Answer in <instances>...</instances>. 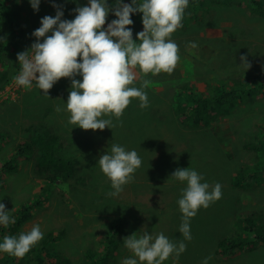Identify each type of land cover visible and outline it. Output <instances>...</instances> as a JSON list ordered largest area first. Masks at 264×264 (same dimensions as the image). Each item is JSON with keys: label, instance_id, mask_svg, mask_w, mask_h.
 Wrapping results in <instances>:
<instances>
[{"label": "rangeland", "instance_id": "374dc122", "mask_svg": "<svg viewBox=\"0 0 264 264\" xmlns=\"http://www.w3.org/2000/svg\"><path fill=\"white\" fill-rule=\"evenodd\" d=\"M206 1L205 4L198 3V6L202 5L199 11L203 13L202 20L205 22L201 34L197 31L184 29V16L183 28L177 29L171 36V39L179 47L180 56V60L171 74L161 72L145 76L139 68L135 69L137 79L132 86L140 88L142 82L145 79L148 80L151 85H148V89L147 87L143 89L148 100L152 98L150 96L152 91L162 92L171 97L180 86H189V88H197L200 91L209 89L208 91L214 94L218 86L229 85L227 82H222L219 77H225L230 72L236 78L240 75L250 74L248 70L252 73L260 72L259 66L264 64V58L262 53L255 54L258 53L260 44L264 47V28L261 29L264 22L260 23V16L244 3V10L243 7L238 9L233 12L232 18L228 19L227 9L212 8V3L209 0ZM9 2L14 9L12 18L18 26V46H15L14 49L7 47L12 51L5 52L3 68L0 64V83L4 78L6 66L10 67L6 69L15 72L12 80L5 87L0 85V130L9 134L12 130L15 138L21 136L18 131L19 126L18 129L14 127V120L4 118V100L10 97L14 108L17 107L16 100L20 105L31 106L30 102H34L35 109L27 108L25 111L27 117L34 116V112L36 115L39 110L36 108L46 109L53 126H58L57 129L69 137L62 127L63 125L74 127L68 123L70 113L65 110L71 91V80L61 78L56 82L48 91L49 98L44 95L43 90L36 86L35 81L32 82L30 89L18 86L14 80L21 70L17 54L31 49V45L36 41V37L32 33L41 27L40 22L43 17H55L57 9L53 7V3L62 6L63 20H72L76 15L73 10L77 7L87 6L89 0H40L38 11L33 10L29 0H9ZM122 2L127 3V0H122ZM115 3L116 0H107L110 8L114 7ZM142 15V13L136 14L132 19L133 24L128 26L132 29L134 41H137V33L143 31ZM114 19L117 17L110 11L104 28L106 29ZM195 21L192 19L189 24H193ZM233 25H236L237 32L233 33L236 40L251 50V53L244 55L251 64L247 70L240 65L243 63L240 59L243 54H235L238 56L237 65L230 66L229 55L225 51ZM250 30L258 31L248 34ZM47 35H51V32ZM192 40L195 41L191 42ZM41 42H43V38H41ZM203 42L206 46L207 56H211V50L208 48L210 47L218 53L217 60L208 63L202 46ZM188 43L190 45L187 46ZM232 50L235 53V49L232 48ZM241 51L243 50L239 48L238 53ZM76 79L82 81L81 76H77ZM163 81L166 83L163 84ZM210 81H212L211 85L208 84ZM153 84L155 89L152 87ZM39 99H41V104L36 105L35 100ZM171 102L172 98L170 105L166 108L170 113L173 111ZM166 103L168 101L161 102L160 107L157 108H161ZM57 106L62 111L57 112ZM50 107L54 108L55 114L49 113ZM227 112L224 110L220 112L221 115L219 113L214 115L209 125L199 124L192 127L195 119L189 118L185 124H182L178 119L177 121L182 125L180 127L176 124H165L164 127H159L156 131L157 139L151 135L150 124L144 121L134 123L133 131L129 135H118L114 131L113 139L103 141L101 144L106 150L103 154L110 153L111 145L117 144L124 147L126 151L135 150L142 160L141 167L133 174L132 181L124 185L123 191L120 192L122 194L119 193L120 195L117 196L109 195L114 191L112 187L97 188L91 183L89 185L84 183L82 178L74 176L72 178L70 176L69 180L59 177L49 183L48 179L43 180L36 176L34 160L26 164L15 162L17 163L15 170L7 168L3 170L1 167L5 163V157H13L14 154H17L16 149L22 140L14 142L12 139H6L11 144L5 142L0 144V203L6 206L10 217L18 207L23 206L26 202L37 200L39 195L40 199L43 197V206L40 209L36 205V213H33L31 218H26L17 231L12 225L5 228L2 225L3 232L0 234V240H3L5 236L18 237L20 233H27L36 225H39L42 233L48 229L47 234L53 231L54 235H59V230L62 229L64 235L50 242L45 241L46 254L56 256L55 252L60 256L74 259L71 264H122L124 260L122 258H125L123 253L127 249L125 246L123 247L122 240L134 233L137 237L144 232H148L154 237L163 233L177 245L181 241L185 243L183 235L179 232L183 214L180 211L178 200L182 198L183 190L187 184L173 179L171 175L175 169L189 168L203 177L201 182L208 183L209 190H211V186L219 183L222 195L209 207H201L196 216L190 219L192 240L186 241V251L179 257L173 254L163 264H202L208 257H210L208 264H264V246L263 244L257 246L254 243V234L264 231V153L261 150L264 143V89L248 97L240 106L234 107L232 112ZM57 113L58 115H56ZM70 127L71 131L77 130L80 135L86 137L95 136L97 141H100V131L98 130ZM75 139L78 138L75 137ZM196 142L199 143L196 144ZM108 146L109 151L107 150ZM80 152H84L82 147H80ZM99 152L100 146L94 144L89 155L96 158H91L87 165L81 161L82 171L95 174L96 178L101 177L111 185L110 180L103 174L99 166ZM90 190L93 192L95 200L92 198L93 196L87 195ZM77 196L82 197L84 207L78 201ZM74 206L79 208L78 213L71 212L70 209ZM103 207L105 208L103 209ZM38 209L40 210L38 211ZM136 211H139L143 222L134 223ZM247 213H252V216L255 217L254 222L256 223H249L256 224L257 230H250L249 224L244 223ZM120 218L125 220L124 223L120 224ZM121 230L126 232L122 236H116L115 232ZM115 236L118 247L114 250L115 252L106 254L104 241L109 242ZM225 236H229L225 240L227 243L224 241L221 244V240ZM230 241L243 243L238 257H224L220 251V249L227 250ZM91 248L94 249L91 250ZM102 249L104 252H100ZM25 257L26 255L21 259L0 252V264H26ZM94 259L97 262H93ZM47 262L48 260H46ZM138 264H140L139 261Z\"/></svg>", "mask_w": 264, "mask_h": 264}, {"label": "clouds", "instance_id": "9594fccd", "mask_svg": "<svg viewBox=\"0 0 264 264\" xmlns=\"http://www.w3.org/2000/svg\"><path fill=\"white\" fill-rule=\"evenodd\" d=\"M29 3L33 10H39L40 0H29ZM188 5L189 0H142L139 4L137 0H132L131 4L116 0L115 6L110 8L107 0H89L87 6L73 10L76 13L74 19L63 20L62 6L53 3L57 9L55 17H43L41 27L32 33L36 41L31 49L17 54L21 70L14 77L15 83L30 89L35 81L48 97V91L56 82L68 78L71 80L66 103L70 113L68 123L83 130L111 129L115 126L112 120L103 117L114 116L119 120L133 98L140 100L141 108L148 106L143 89L149 81L145 79L140 88L132 86L137 79L135 69L139 68L147 76L161 72L171 74L176 68L180 60L179 47L171 36L182 27ZM110 11L117 19L105 29ZM137 12L143 14V31L137 33L138 42L133 40L132 29L128 27L133 24L131 15ZM50 32L51 35H47ZM233 33L231 28L229 34ZM240 59L243 62L240 65L246 70L251 67L246 56L242 55ZM77 76H81L82 81L76 79ZM204 93L211 94L208 90ZM56 111L62 109L57 106ZM217 113L218 110L214 115ZM98 163L114 189L109 195L117 196L123 191V186L132 181L142 160L135 150L126 151L124 147L113 144L110 153L101 155ZM171 177L187 184L178 200L183 214L179 232L185 240H191L190 219L201 207L207 208L221 198V185L217 183L209 190L210 185L201 182L203 177L189 168H178ZM14 223L15 219L10 217L6 206L0 203V225L8 227ZM223 238L221 244L228 236ZM42 239L43 233L36 225L18 237L5 236L0 243V252L22 259ZM123 244L133 257L124 259L122 264H138V261L140 264H163L173 254L179 257L186 251L183 241L177 245L163 233L155 237L148 232L139 237L134 233L125 237ZM261 244L262 241L256 243L257 246ZM220 251L224 257H238L241 247L236 254L223 249ZM209 259L205 258L202 264H208Z\"/></svg>", "mask_w": 264, "mask_h": 264}, {"label": "trees", "instance_id": "16d2710c", "mask_svg": "<svg viewBox=\"0 0 264 264\" xmlns=\"http://www.w3.org/2000/svg\"><path fill=\"white\" fill-rule=\"evenodd\" d=\"M209 1L212 3L211 4L212 8L227 9L229 15L228 19H231L233 12L238 11V9L243 7L244 10L243 5L244 3H246L247 7L251 8L253 12L257 13V15L260 16L261 18L260 23L264 22V0H235V1L209 0ZM141 2L142 0H137V4ZM199 2H201V4H205L207 1L189 0L188 8L185 10L186 12L184 14L185 22L183 26L185 30L197 31L201 34L205 22H203L202 20L203 13L199 11L200 7L202 6L201 4H199L198 6ZM9 3H10L9 0H0V64L2 65V68L4 67L3 64H4L5 52L10 53L12 51L10 50V48L7 47H11L14 49L15 46H18V41H17L18 26L17 24H15L12 18V13L14 9L11 7ZM131 3L132 0H127V3L125 4H131ZM187 13L189 14V16ZM136 14H139V12L133 13L130 18L133 19ZM192 19L196 21L193 24H189L190 20ZM263 28L264 26H261L262 30ZM232 30L234 32H237L236 25L232 26ZM257 31L258 30H250L248 31V34H254ZM229 37L230 39H228V45L226 46L225 51L229 55L230 66L237 65L236 60L238 59V56L236 55L238 54L246 55L248 53H251L250 52L251 50L247 48L245 44L238 42L236 40V36H234L233 34H229ZM194 41L195 40H192L191 42ZM190 43H188L187 46L190 45ZM202 46L204 48L208 63L209 61L217 60L218 53L216 52V50L211 49L210 47L207 46L211 50V56L208 57L206 46L205 45ZM232 48L235 49V53H233ZM239 48L243 50L240 53H238ZM244 51H246V53H244ZM259 53H262V56L264 58V47L261 45H259L258 47V53L255 54H259ZM6 68H10V67L6 66ZM6 68H4V78L1 79V83H0L1 87H5V85L12 80L15 74V72H11L9 69ZM259 68H260V72L254 71L253 73L250 74L240 75V77L237 78L231 75V72L228 73L225 77H219L222 82H227L229 85L218 86L217 92L213 95L212 94L206 95L204 91H200L197 88H189V86L188 87L180 86L175 91V94L171 97H169L168 94L162 92L157 93L156 91H152L150 92V96L153 99L150 98L148 100V106L145 108L140 107L141 102L139 99L133 98L130 105L124 110V113L119 118V120H117L116 117L114 116L103 117L104 119H111L115 126L112 127L111 129L106 127L102 131L99 130L101 133L100 134L101 141H97V138H95V136L84 137L83 135H80L79 134L80 132H77V130L75 132L71 131L69 129L70 126L68 127L67 125H63L62 128L65 130L64 132L68 133L69 137H67L60 131V129L59 130L57 129L59 128L58 126H53L52 120L49 117L46 109L36 108V110L39 109L36 115L34 112V116L29 115L27 117L25 111L27 110V108H32V110L35 109V107H33L34 102H30L31 106H29V105H20L18 100H16L17 107L14 108L11 104L12 100L9 97L4 100V118H10L14 120V127L18 129L19 126L18 131L20 132L21 136L15 138L12 130H11V134L4 133V131L0 130V144H2L3 142H6L7 144H11V142L7 141L6 139H12L14 142L16 140H21V139L22 140L19 142V145L16 149L17 154H14L13 157H5V163L1 168L3 170H6L5 168L9 170H15L17 168L16 166L17 163L22 162L23 164H26L31 162V160H34V172L36 176L40 177L43 180L48 179V181H50L49 183H51L53 179H57L59 177L64 178V180H69L70 176L71 178L74 176V177L82 178L83 179L82 181L84 183L86 184L88 183V185L89 183H91L95 185L97 188L101 186L102 188L111 187L110 183L106 182L103 178L101 177L96 178L95 174L84 173L82 171L83 164L81 161H83L84 164L87 165V163L91 161V158L92 159L96 158L89 155V151H91V148L94 144L100 146V152L98 153V156H101L104 153V151H106L101 146L103 141H108L109 139L111 141L115 136V132L118 135L120 134L129 135L133 131L134 123L137 122L141 123V121L148 122L150 124L151 135L155 139H157L156 131L159 129V127H162L165 124L166 125L176 124L182 126L178 121H180L182 124H185V121L189 118V119H195L193 121V124L191 125L192 127L199 124L207 125L214 117L213 111L218 110V113H220L224 110H227L229 112L234 105L240 106L241 102H244L248 97H251L256 92L264 89V64L260 65ZM165 83L166 82L163 81V84ZM148 85H151V83H149ZM209 85H211L210 82ZM172 86L175 87V85ZM152 87L155 89L154 84L152 85ZM54 95L56 96V94ZM171 98H172L171 106L173 108V111L171 110L172 112L170 113L166 110V108L170 105ZM165 101L166 102L168 101V103L162 105L161 108H157L160 107L159 105L161 102L164 103ZM35 104L36 105L41 104V99L35 100ZM65 110L67 111V107L65 108ZM48 111H50L49 113H53V114L56 113L54 111V108L51 107ZM56 115H58V113ZM180 115H183L182 120L180 119L181 118ZM76 127H78V125H74V127H70V128H76ZM75 137L80 139L79 140L75 139ZM75 140L77 141L75 142ZM80 147L83 148L84 151L83 153L80 152ZM262 147H263L262 151L264 153V143ZM107 150L109 151V146ZM41 190L43 191L44 187L41 188ZM47 191H49L48 188ZM87 195L92 197L93 192L90 190L87 193ZM77 198L80 204L82 205V207H84V202L82 200V197L77 196ZM92 198L95 200V196H93ZM119 201L121 200L119 199ZM42 202H43V197L40 199V195H39V198L37 200H34L33 202L30 203L26 202L23 206L18 207L16 211L12 213L11 217L15 219V223L10 225L14 227L15 231L21 228V225L26 221V218H31V216H33L32 211L35 209L36 205L39 206L38 208L41 209V206H43ZM27 205H30L29 209ZM104 208L105 207H103V209ZM40 209H38V211ZM70 210L72 213H78L79 208L77 206H74L71 207ZM134 218H135L134 223L144 221L142 218H140L139 211L135 212ZM254 218L255 217L252 216V213L246 214V219L244 223L247 222L249 224L250 230H257L256 224H250V223H256L254 222ZM119 220H121V218ZM119 222L124 223L123 219L122 221ZM2 227L3 226L0 225V234L3 232ZM47 230L43 232V235H45L43 239L39 241L38 244H36L26 254L25 263L26 264H71V262L74 261V259L72 260L71 258H67L65 256L63 257L60 256L58 253H55L54 252L55 247L53 248V252L56 256H54L53 254H46L47 245L45 244V241L50 242L64 235V230L62 229L59 230V235H54L53 231L47 234L46 233ZM124 232H125L124 230H121V231H116L115 233L116 236L118 235L122 236ZM116 236L113 237L109 242L104 241V245L106 246V254L107 253L110 254L111 252H114V250L118 247V245L116 244ZM254 236H255L254 237L255 245L259 241H262V244L264 245V231L255 233ZM2 242L3 240H0V243ZM224 243H227V241H225ZM122 245L124 247L123 240H122ZM241 245H243V243L237 244L230 241L228 243L227 250L229 252H232L233 254H236L239 251ZM93 249L94 248H91V250ZM100 252H104V249H102ZM91 254L95 255L94 253ZM46 260H48L47 263ZM93 262H97L96 259H94Z\"/></svg>", "mask_w": 264, "mask_h": 264}, {"label": "bare ground", "instance_id": "6f19581e", "mask_svg": "<svg viewBox=\"0 0 264 264\" xmlns=\"http://www.w3.org/2000/svg\"><path fill=\"white\" fill-rule=\"evenodd\" d=\"M233 1H235V0H233ZM242 3H243V2H242ZM241 5H242V4H241ZM212 27H213V26H212ZM213 30H214V29H213ZM202 41H204V40H202ZM205 43H206V42H205ZM207 43H208V42H207ZM203 45H205L204 42H203ZM207 45H208V44H207ZM200 46H201V45H200ZM164 74H166V73H164ZM197 81H198V80H197ZM213 83H214V81H213ZM208 84H209V83H208ZM205 85H206V84H205ZM208 90H209V89H208ZM206 95H207V94H206ZM206 97H208V96H206ZM208 108H209V107H208ZM208 112H209V111H208ZM262 114H263V113H262ZM180 116H181L180 119L182 120V116H183V115H180ZM192 117H193V116H192ZM225 117H226V116H225ZM226 119H227V118H226ZM213 121H214V120H213ZM211 123H212V122H211ZM163 127H164V126H163ZM178 127H180V126H178ZM185 127H187V126H185ZM261 127H262V126H261ZM204 128H205V127H204ZM256 128H257V127H256ZM181 129H182V128H181ZM200 129H203V128H200ZM200 129H199V130H200ZM262 129H263V128H262ZM163 130H164V129H163ZM98 131H99V130H98ZM98 131H97V133H98ZM88 132H90V131H88ZM88 132H87V133H88ZM165 132H166V131H165ZM95 133H96V132H95ZM192 133H193V132H192ZM100 134H101V133H100ZM171 134H172V133H171ZM187 134H188V133H187ZM187 134H186V135H187ZM78 135H79V134H78ZM78 135H77V136H78ZM191 135H193V134H191ZM191 135H190V136H191ZM84 137H85V136H84ZM201 137H202V136H201ZM171 138H172V137H171ZM79 139H80V138H79ZM79 139H78V140H79ZM83 139H84V138H83ZM100 139H101V138H100ZM160 139H161V138H160ZM160 139H159V140H160ZM85 140H86V139H85ZM91 140H92V139H91ZM109 140H110V139H109ZM173 140H176V139H173ZM186 140H187V139H186ZM234 140H235V139H234ZM76 141H77V140H75V142H76ZM88 141H89V140H88ZM100 141H101V140H100ZM179 141H180V140H179ZM104 142H105V141H104ZM158 142H160V141H158ZM177 142H178V141H177ZM81 143H82V142H81ZM94 143H96V142H94ZM198 143H199V142H198ZM198 143L196 142V144H198ZM81 145H82V144H81ZM84 145H85V144H84ZM199 145H200V144H199ZM167 146H168V145H167ZM195 146H197V145H195ZM83 147H84V146H83ZM167 149H169V148H167ZM184 149H185V148H184ZM199 149H200V148H199ZM13 151H14V150H13ZM172 152H173V151H172ZM9 153H10V152H9ZM106 153H107V152H106ZM176 153H177V152H176ZM182 153H183V152H182ZM178 155H179V154H178ZM183 156H185V155L183 154ZM162 158H163V157H162ZM94 159H95V158H94ZM184 159H185V158H184ZM182 160H183V159H182ZM208 160H209V158H208ZM146 161H147V159H146ZM171 162H172V161H171ZM174 162H175V161H174ZM155 165H156V164H155ZM155 165H154V166H155ZM159 166H160V165H159ZM183 166H184V165H183ZM161 167H162V166H161ZM157 168H158V167H157ZM176 168H177V166H176ZM169 169H170V168H169ZM175 170H176V169H175ZM175 170H174V171H175ZM154 171H155V170H154ZM160 171H161V170H160ZM166 171H167V170H166ZM156 172H157V171H156ZM162 173H163V172H162ZM166 173H167V172H166ZM154 175H155V173H154ZM163 175H164V174H163ZM170 175H171V174H170ZM161 177H162V176H161ZM163 177H164V176H163ZM156 178H157V177H156ZM158 178H159V177H158ZM163 180H164V179H163ZM255 184H256V183H255ZM152 188H153V187H152ZM143 189H145V188H143ZM150 189H151V188H150ZM157 189H159V188H157ZM129 190H130V188H129ZM160 190H161V189H160ZM160 190H159V191H160ZM147 191H148V190H147ZM153 191H154V190H153ZM153 191H152V192H153ZM155 191L157 192V190H155ZM162 191H163V190H162ZM152 192H151V193H152ZM107 193H109V192H107ZM124 193H125V192H124ZM131 193H132V192H131ZM161 193H162V192H161ZM120 194H122V193H120ZM120 194H119V195H120ZM129 194H130V193H129ZM124 195H125V194H124ZM118 199H119V198H118ZM128 199H129V198H128ZM171 199H172V198H171ZM6 200H7V199H6ZM129 200H130V199H129ZM7 201H8V200H7ZM130 202H131V201H130ZM170 202H171V201H170ZM166 203H167V202H166ZM126 204H127V203H126ZM31 205H32V204H31ZM171 205H172V204H171ZM27 206H28V209H29V208H30V205H27ZM158 206H159V204H158ZM32 213H36L35 209L32 211ZM105 214H106V213H105ZM99 215H100V214H99ZM102 215H103V214H102ZM242 215H243V214H242ZM112 217H113V216H112ZM117 217H118V216H117ZM117 219H118V218H117ZM119 221H122V220H119ZM124 221H125V220H124ZM124 221H123V222H124ZM130 223H131V222H130ZM120 224H121V223H120ZM120 224H119V226H120ZM114 225H115V224H114ZM129 225H130V224H129ZM242 225H243V224H242ZM123 226H124V225H123ZM130 227H131V226H130ZM132 227H133V226H132ZM147 227H148V226H147ZM156 227H157V225H156ZM117 228H118V227H117ZM101 229H102V228H101ZM121 229H123V228H121ZM146 229H147V228H146ZM130 230H131V228H130ZM124 231H125V230H124ZM150 231H151V230H150ZM212 231H213V230H212ZM125 232H126V231H125ZM132 232L134 233V231H132ZM130 233H131V231H130ZM217 233H218V232H217ZM213 234H214V233H213ZM215 234H216V233H215ZM244 235H245V233H244ZM103 237H104V236H103ZM228 237H229V236H228ZM123 238H124V237H123ZM121 239H122V238H121ZM191 240H192V239H191ZM191 240H190V241H191ZM186 241H187V240H185V243H186ZM121 249H122V248H121ZM114 252H115V251H114ZM128 253H129V251H128ZM129 254H130V253H129ZM128 256H129V255H128ZM122 257H123V256H122ZM122 259H123V258H122ZM50 262H51V261H50Z\"/></svg>", "mask_w": 264, "mask_h": 264}, {"label": "crops", "instance_id": "0c3cea01", "mask_svg": "<svg viewBox=\"0 0 264 264\" xmlns=\"http://www.w3.org/2000/svg\"><path fill=\"white\" fill-rule=\"evenodd\" d=\"M128 251H129V253L130 254H126V253H128ZM124 254V256H125V258H123V259H126V258H132L133 257V254L130 252V250H128V249H126V251L123 253ZM129 255V256H128Z\"/></svg>", "mask_w": 264, "mask_h": 264}]
</instances>
